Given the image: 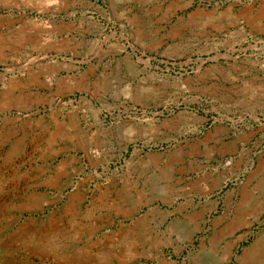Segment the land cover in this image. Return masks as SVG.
<instances>
[{
  "label": "rangeland",
  "instance_id": "1",
  "mask_svg": "<svg viewBox=\"0 0 264 264\" xmlns=\"http://www.w3.org/2000/svg\"><path fill=\"white\" fill-rule=\"evenodd\" d=\"M0 264H264V0H0Z\"/></svg>",
  "mask_w": 264,
  "mask_h": 264
}]
</instances>
